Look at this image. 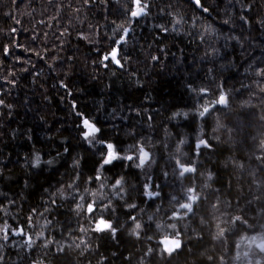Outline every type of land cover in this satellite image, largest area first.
<instances>
[{"label": "trees", "instance_id": "obj_1", "mask_svg": "<svg viewBox=\"0 0 264 264\" xmlns=\"http://www.w3.org/2000/svg\"><path fill=\"white\" fill-rule=\"evenodd\" d=\"M143 2L132 18V0H0V264H237L242 241L264 239V0ZM108 143L121 158L101 168ZM177 159L196 171L180 177ZM101 216L115 236L94 230ZM19 229L40 239L19 246Z\"/></svg>", "mask_w": 264, "mask_h": 264}, {"label": "snow or ice", "instance_id": "obj_2", "mask_svg": "<svg viewBox=\"0 0 264 264\" xmlns=\"http://www.w3.org/2000/svg\"><path fill=\"white\" fill-rule=\"evenodd\" d=\"M89 0H85V3H88ZM197 5L199 6V0H196ZM132 4L133 7L130 11V16L132 18H139L143 15H147V9L149 8V4L147 2H143L142 0H132ZM205 12L208 11L207 8L204 9ZM176 23H179V21H176ZM165 31H167V29H164ZM13 31H15V29H13ZM124 35H121L119 37L118 40L115 41V44L117 45V47H114L110 53V58L111 60L116 63V64H120V60L118 59V55H119V45L122 42H126V36L128 34L129 29L128 28H124ZM63 35V33L61 34ZM35 39V37H34ZM5 53L7 54L9 52V49L7 47H5L4 49ZM105 60L109 59V56H105L104 57ZM153 60H156L157 57H152ZM258 75H262L264 76V70H261L260 72L257 73ZM11 75V74H10ZM200 92L202 94H206L207 93V89H200ZM3 100H0V104H3ZM216 103L219 104H226L227 103V99L226 96L222 93L219 96L218 101H216ZM209 107L210 106H204L203 110L199 111V116L200 117H204L206 113L209 112ZM83 128L85 129V131L82 133V136L85 140H89V137H92V140H89L90 143H92L95 140V136L96 134L100 131V129L98 127L95 126L94 123L90 122L87 118L83 119ZM201 145H204L205 147H207V144L204 140H200L197 147L199 148ZM107 147V155L104 157L103 159V163L100 165L101 168H103L105 165H109L112 164L113 161L120 159L121 157L119 156V153L116 151L115 146L112 143H108L106 145ZM261 147H264V140L261 141ZM177 151H179V149H177ZM129 161H134V157L132 155H128L126 157H123ZM139 164H137V167H143L145 165V162L149 160V152L144 150V147H140L139 149ZM258 159L260 157H257ZM36 162L39 163V157L36 158ZM51 163V162H49ZM176 165L177 167L180 169L179 171V176L180 177H184L186 173H193L196 171V169L192 166H186L185 164L181 163L180 159L176 160ZM165 175H167V173H165ZM96 179H100V176L97 175ZM212 179V175L209 174L208 175V180ZM122 181L121 180H116L115 184L113 185V187H118L121 186ZM72 187V184L69 185V188ZM101 187H103V184L101 185ZM157 187H159V185H157ZM150 185L148 183L145 184V194L149 197H153V196H159L160 192H153L149 190ZM121 191L123 190L122 187L120 189ZM187 202L185 203H181L179 205V207L181 209H185L186 212L184 213L185 216H187L190 213H194V205H196L197 201L200 199V195L199 193L196 192L194 187H189L187 189ZM92 195L95 197L96 193H92ZM259 198V197H258ZM176 197H173V200H175ZM84 200V197L81 196V201ZM110 203V202H109ZM95 201L93 203H89L87 206V211L88 213L94 214L96 212V208L94 207ZM77 210H79L80 208L83 207V204H77ZM107 207V205L105 206ZM129 207H135V205H129ZM215 207V206H213ZM79 214V211H78ZM173 218H177V214L174 213L173 214ZM133 222L135 223V227L132 230V234L133 235H139V232L137 230L141 229L142 225L137 221L136 217H132ZM242 222L244 224H247V220L242 218V216L237 215L235 217L232 218V224L234 225L236 222ZM159 227V225H158ZM170 227H172L173 229H175L176 225L172 224L170 225ZM219 227V225H218ZM9 228V225L7 223H5L3 225V228H0V231L4 232V236L3 239L6 241L8 240V233H7V229ZM95 231L97 232H103L105 230H109L112 232L113 236H115L116 233V228L112 227L111 223H109L107 220H105L103 218V216H101V218L95 223ZM81 231L84 232L86 231V229L81 228ZM221 233L224 235L225 231L224 229H220ZM23 229H19V230H15L13 231V235H23ZM41 236H43V233H40ZM151 239V237L149 238ZM175 243V247H170L169 245L172 243ZM26 245L28 248H31L33 246V244L35 243L34 240H32L30 237L25 241ZM51 243V241H47L45 246H47V244ZM81 243H83V241H81ZM161 244L164 245L163 251L168 252L169 254H171L173 251H175L176 249H179L181 247V240L179 239V234L176 233L174 234V237L172 239H169L167 236L162 239L160 241ZM80 245H77V247H79ZM148 252H152V249L149 248Z\"/></svg>", "mask_w": 264, "mask_h": 264}, {"label": "rangeland", "instance_id": "obj_3", "mask_svg": "<svg viewBox=\"0 0 264 264\" xmlns=\"http://www.w3.org/2000/svg\"><path fill=\"white\" fill-rule=\"evenodd\" d=\"M106 155H107V151H106ZM149 158H150V156H149ZM149 190H150V188H149ZM179 212H186V210L179 208ZM14 237H17L16 240H14V242L17 245L20 246L21 244L22 245L25 244L26 240L23 241L25 236H21L19 238L18 235H15ZM37 238L36 237L34 238L35 242H37V240L40 239V238H38V239ZM168 238L172 239L171 237H168ZM241 244L242 245L239 247L240 251H239L238 257H237V264H264V239H262V238L261 239L260 238L246 239V240L242 241ZM169 246L175 247V243L173 242Z\"/></svg>", "mask_w": 264, "mask_h": 264}, {"label": "water", "instance_id": "obj_4", "mask_svg": "<svg viewBox=\"0 0 264 264\" xmlns=\"http://www.w3.org/2000/svg\"><path fill=\"white\" fill-rule=\"evenodd\" d=\"M194 3L197 5L196 1L194 0Z\"/></svg>", "mask_w": 264, "mask_h": 264}]
</instances>
